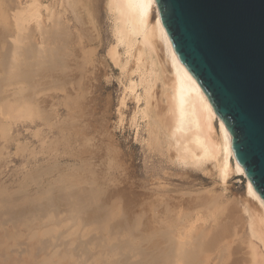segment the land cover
Returning a JSON list of instances; mask_svg holds the SVG:
<instances>
[{
    "label": "rangeland",
    "instance_id": "1",
    "mask_svg": "<svg viewBox=\"0 0 264 264\" xmlns=\"http://www.w3.org/2000/svg\"><path fill=\"white\" fill-rule=\"evenodd\" d=\"M77 1L64 47L61 0H0V264H171L188 206L245 223L244 180L216 184L211 165L166 171L177 181L156 195L155 150L131 122V97L121 104V71L103 63L105 0Z\"/></svg>",
    "mask_w": 264,
    "mask_h": 264
},
{
    "label": "bare ground",
    "instance_id": "2",
    "mask_svg": "<svg viewBox=\"0 0 264 264\" xmlns=\"http://www.w3.org/2000/svg\"><path fill=\"white\" fill-rule=\"evenodd\" d=\"M61 2L65 10L57 22L60 26V33L58 32L60 40L65 47L64 41L67 39L69 22L73 21V28H76L82 18L80 19L81 12L76 10V3L79 1L61 0ZM66 11H69L71 16H67ZM105 13L109 31L104 26V29L98 30L99 36H97L101 39L99 42L102 49L98 50L102 53L107 51V55H102V59L111 71H121L122 78L120 77L119 82L123 86L124 94L122 100L120 99L121 104L125 105L126 97H131L130 101L135 104L131 122L136 128L143 126L142 130L147 134V145L155 150V193L157 187L162 184V188L165 186V182L174 184L177 181L171 178L172 173L166 171L183 174L184 171H205L211 165L216 184L220 183L225 187L231 177H241L244 180L245 198L241 202L240 212L245 223L240 222V224L239 221H235L227 210H222V206L215 205L214 208H210L208 204L203 205V203L188 206L192 211H189L190 215H187L185 223H180L181 220L176 222L177 225L179 223L184 225L178 230L179 239L178 242L176 241V249L172 250L170 263L196 264L197 259L200 258L202 260L200 264H264V200L237 163L232 151L231 134L225 124L216 115L208 97L174 52L170 38L161 23L156 1L105 0ZM46 32L51 36L48 28L44 31L45 36ZM97 46L92 50L99 48V45ZM157 49L160 51L159 54ZM63 67L65 68L66 65ZM178 182L181 187H185V181ZM162 188L161 190L164 189ZM224 189L228 191L227 187ZM157 193L156 195L159 194ZM180 204L181 210H186V206L183 205L185 206L183 208V203ZM236 224H238L237 230L234 228L232 231L231 228ZM177 225L175 227H178ZM229 231L233 233L229 234ZM205 233L209 235L205 236Z\"/></svg>",
    "mask_w": 264,
    "mask_h": 264
},
{
    "label": "water",
    "instance_id": "3",
    "mask_svg": "<svg viewBox=\"0 0 264 264\" xmlns=\"http://www.w3.org/2000/svg\"><path fill=\"white\" fill-rule=\"evenodd\" d=\"M179 61L208 97L264 200V0H155Z\"/></svg>",
    "mask_w": 264,
    "mask_h": 264
}]
</instances>
